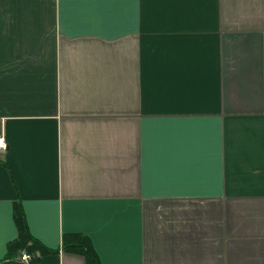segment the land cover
<instances>
[{
  "label": "crops",
  "instance_id": "crops-1",
  "mask_svg": "<svg viewBox=\"0 0 264 264\" xmlns=\"http://www.w3.org/2000/svg\"><path fill=\"white\" fill-rule=\"evenodd\" d=\"M0 144L2 264H264V0H0Z\"/></svg>",
  "mask_w": 264,
  "mask_h": 264
},
{
  "label": "trees",
  "instance_id": "trees-1",
  "mask_svg": "<svg viewBox=\"0 0 264 264\" xmlns=\"http://www.w3.org/2000/svg\"><path fill=\"white\" fill-rule=\"evenodd\" d=\"M14 219L18 229V236L14 241L10 242L7 245V254L5 256V259L3 261H0V264L10 260L13 255H17L22 249L26 248L27 251L34 252L38 247L40 249L42 248L41 246H38L36 242H32L34 240L31 238L29 232L27 231L25 218L19 201L15 202ZM84 246L85 245L83 244L82 247L86 251V248ZM87 256L89 259V264H99L97 258L90 251L87 252Z\"/></svg>",
  "mask_w": 264,
  "mask_h": 264
},
{
  "label": "built area",
  "instance_id": "built-area-1",
  "mask_svg": "<svg viewBox=\"0 0 264 264\" xmlns=\"http://www.w3.org/2000/svg\"><path fill=\"white\" fill-rule=\"evenodd\" d=\"M2 147V144H0V148ZM20 259L24 262H28L30 260V256L27 254H23Z\"/></svg>",
  "mask_w": 264,
  "mask_h": 264
}]
</instances>
